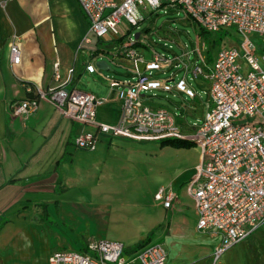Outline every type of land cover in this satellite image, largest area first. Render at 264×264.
I'll use <instances>...</instances> for the list:
<instances>
[{
    "label": "crops",
    "instance_id": "0c3cea01",
    "mask_svg": "<svg viewBox=\"0 0 264 264\" xmlns=\"http://www.w3.org/2000/svg\"><path fill=\"white\" fill-rule=\"evenodd\" d=\"M87 27L75 0H0V264H47L52 250H80L94 239L120 241L129 258L147 234L142 245L162 243L164 264H209L218 238L196 229L186 190L200 161L196 144L174 147L159 140L102 136L95 149L85 150L73 142L80 125L48 100L40 99L25 116L10 114L12 104L34 95L24 85L42 90L55 86L56 63L61 78L73 69L68 86L90 91L80 84L87 76L104 87V93L90 91L99 100L96 118L115 120L114 88L106 79L111 76L102 73L110 70V60L101 49L109 50L111 41L91 36L83 43ZM12 35L19 48L17 64L9 61ZM171 35L165 31L162 38ZM137 38L136 48L145 46L139 33ZM94 58L107 65L86 72L84 64ZM118 66L127 75L129 64ZM184 103L181 118L187 114ZM207 104L208 98L204 108ZM144 162L153 165L148 177L136 169ZM160 186L176 196L168 208L153 198Z\"/></svg>",
    "mask_w": 264,
    "mask_h": 264
},
{
    "label": "built area",
    "instance_id": "2783aa9c",
    "mask_svg": "<svg viewBox=\"0 0 264 264\" xmlns=\"http://www.w3.org/2000/svg\"><path fill=\"white\" fill-rule=\"evenodd\" d=\"M87 20L83 43L91 36L96 40L107 36L111 47L109 60L117 57L129 64L127 79L106 78L114 88L117 116L113 122L97 120L99 100L90 91L68 86L73 69L60 77L53 65L55 86L46 90L24 85L34 95L12 104L11 115H27L35 110L40 99L48 100L63 116L80 125L73 138L76 147L93 150L102 136L136 140L177 138L199 147L200 161L195 175L186 183L193 201L198 231L214 232L216 242L209 264H220V254L234 243L257 230L264 232V47L250 39V34L264 41V0H75ZM178 8L185 19L207 32L232 27L239 35L238 45L219 48L210 64L203 66L205 44L197 41L191 50L192 65L205 75L204 92L208 104L201 115L191 122L180 112L151 104L145 92L152 90L190 96L192 88L186 79L188 67L174 54L164 56L154 51L147 58L140 53L136 40L125 29L144 18V12L160 7ZM167 40L180 45L172 35ZM144 35H142V41ZM146 46V41L142 42ZM99 50V49H98ZM258 50V51H256ZM99 52V51H98ZM9 61L17 64L19 48L10 37ZM186 57L187 52L181 54ZM96 58L84 64L86 72L95 70ZM181 63L184 72H170L155 79L153 71L171 69ZM186 107V103H181ZM178 118L181 121H178ZM153 198L168 208L176 196L169 187H158ZM120 241L89 240L80 250L56 249L47 256V264H124L136 260L140 264H164L166 250L153 242L136 248L129 258L121 255Z\"/></svg>",
    "mask_w": 264,
    "mask_h": 264
},
{
    "label": "rangeland",
    "instance_id": "374dc122",
    "mask_svg": "<svg viewBox=\"0 0 264 264\" xmlns=\"http://www.w3.org/2000/svg\"><path fill=\"white\" fill-rule=\"evenodd\" d=\"M142 15H144V18L137 22L134 26L126 27L125 23L121 21L119 28L124 30L126 27L131 35L136 32L141 36L144 35L143 41H146V47L140 45L137 46V50L147 58L150 56L151 51L164 56L174 54L179 57V59L188 67L186 79L192 88L191 95L188 97H184L182 95L179 96L170 92L152 90L151 92H145V95L152 94L147 100L151 104L163 106L172 112H180V104L186 101L188 103L187 114L183 115V117L187 122L195 121L199 117L200 112L203 110L204 105L207 103V96L204 92V88L207 83L205 75L196 70H192V65L198 63L197 60H194V56L191 52L195 46L196 40L198 42L203 41L206 45L203 66L209 68L213 59V54L221 47H236L240 39L239 35L232 27L216 32L203 31L197 25H194L185 19L180 11L163 6L150 12H144ZM165 31H168L172 34V36L179 39L181 42L180 46L175 45L166 38H162L163 32ZM248 37L255 41L256 44H262L264 47V41H262V39L260 40V38L253 34H250ZM184 52H187L188 56L182 57L181 54ZM207 56H209V60H207ZM109 63L110 70H102L103 74L109 75L115 79L128 78V76L124 74V69L121 66H118L122 65L126 67V65H128L126 61H121L116 58L109 61ZM200 63L201 60H199L198 64ZM180 64L181 63H178L176 67L171 69L153 71L152 76L155 79H163L168 76L170 72H174L175 76H181L184 69ZM80 84L85 89L95 93L105 92L104 87L87 76H83ZM151 143L156 142H144L142 144ZM135 163V160L130 162L131 165H135ZM144 163V165H137L136 169L139 174L146 175L148 177L149 173H151V170L153 169V165L149 162ZM124 173L125 175L132 174L130 171H125ZM113 174L115 175L116 172ZM128 251L129 250L123 249L121 255H129ZM218 261L220 264H264V232L262 230L254 231L244 239L234 243L220 254ZM107 264L109 263L107 262Z\"/></svg>",
    "mask_w": 264,
    "mask_h": 264
},
{
    "label": "trees",
    "instance_id": "16d2710c",
    "mask_svg": "<svg viewBox=\"0 0 264 264\" xmlns=\"http://www.w3.org/2000/svg\"><path fill=\"white\" fill-rule=\"evenodd\" d=\"M159 142L161 145L169 144V145H172L174 147H189L191 145L190 142L183 140V139H177V138H164V139H161ZM147 238H148V234L146 235V237L143 240L138 241L133 246V249L140 247L143 243H145Z\"/></svg>",
    "mask_w": 264,
    "mask_h": 264
},
{
    "label": "water",
    "instance_id": "95a60500",
    "mask_svg": "<svg viewBox=\"0 0 264 264\" xmlns=\"http://www.w3.org/2000/svg\"><path fill=\"white\" fill-rule=\"evenodd\" d=\"M133 37L134 38H137V32L133 34ZM94 65L99 68V69H103L104 68V65H107L106 64V61L104 59H97L95 62H94ZM107 67V66H106ZM107 69H110V67L108 66Z\"/></svg>",
    "mask_w": 264,
    "mask_h": 264
}]
</instances>
